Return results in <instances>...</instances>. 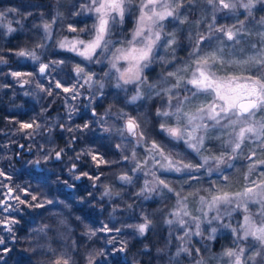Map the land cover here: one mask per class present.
I'll return each instance as SVG.
<instances>
[{
  "label": "clouds",
  "instance_id": "9594fccd",
  "mask_svg": "<svg viewBox=\"0 0 264 264\" xmlns=\"http://www.w3.org/2000/svg\"><path fill=\"white\" fill-rule=\"evenodd\" d=\"M50 3V14L41 11L39 3L32 5L39 15L30 26H26L25 21L33 16V11L21 12L17 7L4 9L6 13L11 10L6 23L19 25L16 29L24 33L25 38L16 45L14 51L17 54L14 59L9 58L8 48L0 46V68L5 69L0 70V93L11 89L10 99L15 101L18 95L15 86L19 85L23 88L19 95L35 100L39 105V112L30 119L35 120L39 127L31 132L22 131L19 127L10 130L12 136L23 134L32 139L41 137V140L29 145V152L34 150L35 155L26 162V166L31 165L37 174L45 175L37 179L35 187L30 184L26 186L38 195L42 193L41 200L52 201L48 205H61L69 214L65 215L62 211L58 215H41L42 222L38 228L31 229V237H17L13 225L11 233L4 230L11 234L10 239L25 242L30 264H55L62 256L69 264H106L100 258L110 255L107 246L117 241V236H113L104 240L103 246H97L93 238L102 239L99 236L101 228L94 229V236L87 234L91 228H85L81 234L92 243L91 246L81 248L72 238L73 229L69 216L73 214V206L56 195L60 191H72V199L79 203H86L91 197L90 206L99 210L104 217L102 223L111 224L114 231L118 229L119 231H115L118 235L123 232L121 247L127 249L133 241H141L140 248L132 255V264H141L144 254L148 253L151 255L148 256L147 264H235V256L225 255L229 249L240 254L241 264H264V243L251 237L244 238L239 228L242 215H238L230 205H223L219 209H202L200 197L209 195L210 185L211 190L215 191L216 185L211 184L216 179L215 175L205 168L196 173L202 177L197 181L189 173L156 168L157 180L154 181L151 173L145 175L143 170L130 171L131 153L136 151L138 157L144 158L143 150L147 145L137 143V137L129 136L125 127L128 117H136L140 130L145 132L146 140L157 139L173 154L182 153L189 163H194L199 158L196 154L190 153V149L181 144L173 147L160 132L163 121L157 117V111L163 114L173 110L168 103L171 94L169 90L175 92L171 97L173 103L177 100L184 101L186 97L190 98L195 94L187 82L191 74L174 73L187 66L194 68L199 57L221 46L227 50L228 59H246L252 54L251 51L241 52L240 49H246L249 42L253 44V49L257 46V32L264 31V0H252L251 8L246 7L249 0H224L227 8L221 7L220 0H157L151 7L156 11L167 7L172 15L165 16L153 27V33H160L159 40L142 68L140 81L131 84H125L120 79V73L112 68L113 53L131 39L140 19V9L146 0H124L125 18L120 20L117 17L109 36L115 47L110 51L102 49L100 55L91 61H83L59 46L60 41L73 36L67 31L69 21L89 16V12L85 10L77 15L81 9L74 6L79 0H50ZM45 25L49 26L47 31ZM94 27L95 17L79 27L83 31L78 29L77 34L88 39L94 34ZM229 29L239 33L234 38L235 42L227 41L223 35ZM12 34L5 32L3 37L9 38ZM209 37L211 39L201 48L202 40ZM153 39H156L155 35ZM141 40L142 38L138 39V44ZM21 49L32 50L39 59L33 61L31 57H21L18 55ZM28 63L32 66V71L28 72L33 75L27 77V85L21 86L11 76L12 72L18 71L13 65ZM44 63H48L49 68L47 74L42 76L39 66ZM76 64H80L83 69L80 74L73 70ZM120 69L123 71V65ZM234 70L236 69L231 64L221 67L217 63L211 66V71L220 75ZM57 80L73 91L66 94L57 90ZM42 87L45 88L44 91L41 90ZM49 91L52 92L51 95ZM49 98H52L51 104L45 107L44 102ZM57 101L62 104V110L58 109L60 114L49 120V108ZM14 106L23 107V104ZM184 107L187 109L189 105L185 104ZM78 120L82 122H74ZM15 123L19 125L20 121ZM4 131L5 129H0V132ZM57 131L63 133L66 143L57 142ZM78 140L80 143L77 145ZM14 143L18 141L9 137L5 143L0 144V148L9 149L10 144ZM58 151L62 153L59 159L56 158ZM95 154H99L107 164L98 167L97 161L92 159ZM12 158L10 152L0 155V164L10 162ZM53 161H58L61 165L55 169V179L51 178L52 170L48 167ZM3 169L0 167V170ZM61 169L72 181L81 182L82 178H87L89 190L85 195H77L75 184L61 179ZM9 175L13 177L12 171ZM122 176H129L130 180H121ZM161 177L167 187L158 183ZM146 181L149 182L147 186ZM7 183L12 184L13 181ZM241 184V181L233 180L230 190H238ZM60 185L64 188L61 189ZM14 187L19 189L25 185L15 182ZM5 192L6 188L0 186V195ZM176 193H179L181 199L188 197L184 199V206L190 215L177 217L173 214L177 210ZM189 193L193 195L189 196ZM19 211L21 205L16 203L15 212ZM251 211L255 215L258 210L254 208ZM6 218V212H0V221ZM75 219L79 221L81 217L76 215ZM258 219L264 223V217ZM56 220L65 226L63 230L58 228ZM146 221L147 229L141 233L138 225ZM2 237L4 236L0 235Z\"/></svg>",
  "mask_w": 264,
  "mask_h": 264
},
{
  "label": "snow or ice",
  "instance_id": "6c2138e0",
  "mask_svg": "<svg viewBox=\"0 0 264 264\" xmlns=\"http://www.w3.org/2000/svg\"><path fill=\"white\" fill-rule=\"evenodd\" d=\"M157 0H146L140 9V19L135 28L131 39L126 45L116 48L113 53L112 68L120 73V79L125 84L138 83L141 79L142 68L148 61L153 46L159 40L160 33H153V27L159 20L165 16H171L172 12L164 7L156 11L151 5ZM221 7L227 8L224 0H220ZM74 7L81 9V15L85 10L89 12V18L95 17L94 34L83 39L77 33L79 27L72 23L68 24L67 31L72 33L71 38L66 37L60 41L59 46L65 52L74 53L83 61H91L98 55L102 49L111 50L115 43L110 41L109 36L112 27L115 25L117 17L120 20L125 18L124 0H79ZM252 7V0L246 6ZM4 10H0V37L4 33L9 34L17 31L11 22H7V15ZM49 29L45 25V30ZM83 31V29H79ZM238 31L232 29L223 33L227 41L235 42ZM155 35L156 39H153ZM250 35V34H249ZM142 38L138 44V39ZM205 38L200 47L208 43ZM258 43L253 49V44L248 43L247 48H241L240 51H251L252 54L247 58L228 59L227 50L222 46L215 51L196 59V66H187L178 70L174 75L191 74L187 81L192 86L195 93L191 97H186L184 101L173 103L172 96L175 92L170 91L169 107L173 109L170 112L161 114L157 111V117L163 121L160 124V132L167 138L169 144L173 147L176 144L187 146L190 153L196 154L198 159L194 163H189L182 153L173 154V152L158 142L157 139L146 140L145 132L140 130L141 126L136 117H128L125 127L129 136L137 137V143L143 142L147 146L144 148V158H140L136 151L131 153V170H143L145 175L153 174V180L156 181L155 169L161 168L163 171L189 173L193 179L200 181L201 176L197 172L207 171L216 176L211 182L216 188L213 192L211 185L208 196L200 197V204L204 210L219 209L223 205H230L238 215H242V221L239 225L244 238H253L258 242L264 243V223H261L258 217H264V31L257 32ZM8 53L16 55L13 49L9 48ZM21 57H31L33 61L39 57L30 49H21L18 53ZM198 55V54H197ZM62 63V61H61ZM219 63L221 67L231 64L236 70L226 71L223 75L211 71V66ZM123 65V71L120 66ZM48 63L40 64L39 73L43 76L47 74ZM73 70L80 74L83 69L80 64H76ZM32 72L14 71L11 76L18 80L21 86L27 85ZM178 84L179 81H176ZM43 84V81H41ZM56 89L64 93L73 90L63 84L62 81H56ZM42 91L45 88H41ZM52 92L49 91V95ZM189 107L185 109L184 105ZM175 121V124H173ZM39 127L35 120L19 123L22 131L31 132ZM62 153L57 152L56 158H61ZM97 161V166L106 165L107 161L100 158L99 154L92 156ZM125 162H128V156H125ZM220 174V175H217ZM89 179H92L89 177ZM13 181L8 184V181ZM121 180H130L129 176H122ZM239 180L241 187L236 190H230L231 182ZM146 186L149 183L145 182ZM158 183L167 187L165 180L161 177ZM15 181L9 175L6 169L0 170V186L6 188L4 195H0V212H6L7 218L0 221V227L7 229L9 233L13 231L12 225L17 223L11 214L15 212V204L30 208L43 209L45 205L51 204L48 199L41 200V194H36L29 190L28 186L23 188L14 187ZM19 193V194H18ZM189 193V196H192ZM177 196V210L173 213L177 217L188 216L190 213L185 209L184 199ZM258 211L254 215L252 209ZM207 214V212H205ZM194 219H199L194 217ZM87 228V226H86ZM147 229V221L138 225V230L143 233ZM101 233H111L114 231L112 226L104 225L100 229ZM115 231H119L115 229ZM88 235L96 234L94 229H89ZM111 242V241H110ZM0 258L3 253L10 252L7 247V238H0ZM124 247L120 251H124ZM54 251V250H53ZM225 255L235 256V264H241V257L235 250L229 249ZM6 264V262H4ZM55 264H69L63 256L57 259Z\"/></svg>",
  "mask_w": 264,
  "mask_h": 264
},
{
  "label": "trees",
  "instance_id": "16d2710c",
  "mask_svg": "<svg viewBox=\"0 0 264 264\" xmlns=\"http://www.w3.org/2000/svg\"><path fill=\"white\" fill-rule=\"evenodd\" d=\"M35 3H39L42 7L41 11H45L46 13H51V3L50 0H0V10H4L8 7H17L21 12L33 11V16L28 17L25 21L26 26H30L33 20L38 18L39 12L36 11L32 5ZM14 28H19V25L13 24ZM25 38V34L17 31L11 35L9 38L0 37V46L11 48L13 51L16 48V45ZM10 59H14V55L12 53H8ZM13 67L18 71H32L31 63L19 65L14 64ZM0 70H5L0 68ZM11 83V80L8 81ZM16 91L18 93L15 101L11 100L10 97L12 95L11 89H6L3 93H0V129H5L4 132H0V144L5 143L9 137L13 140H17L18 143L10 144L9 149L0 148V155H4L8 152L12 154V161H4L3 164H0V167H3L8 171H12L13 179L15 182H19L26 185H33L35 187L37 183V179L45 174H37L35 169L31 165L26 166V162L32 159L35 155V151L33 150L31 153L29 152V145L35 143L36 141L41 140V137L37 136L35 139L24 136L21 134L20 136H12L11 129L19 127L15 122L19 120L21 123L29 122L30 119L37 115L39 112V105L37 102L31 98H26L19 93H22L23 88L19 85H16ZM27 87V86H25ZM52 98H49L48 101L44 102V106L47 107L48 104H51ZM23 104V107H15L16 104ZM58 109L62 110V104L57 101L56 104H52L49 108L47 116L49 120L55 118L58 114ZM74 122H82V120L74 121ZM55 137L57 142L66 143L64 139V135L62 132L57 131L55 133ZM80 141H77V145ZM20 145H23L21 147ZM75 146V145H74ZM69 154H71V151ZM49 169L52 170V179L56 177L55 169L60 168L61 165L58 161H53L49 164ZM14 170V171H13ZM62 180H68L70 183L75 184V191L77 195H85L89 181L87 178H82L81 182L72 181L69 176L63 173L62 169L60 172ZM35 177V178H34ZM61 189L64 188L63 185L59 186ZM56 195L63 200L68 201V203L72 204V215L69 216L71 227L73 229L72 238L75 239L76 243L82 248L85 246H91L92 242L88 241V238L81 233L87 228L98 229L104 226L102 221L104 217L100 214L99 210L94 209L90 206L92 198H88V202L79 203L72 199V191H60L57 192ZM64 212L65 215H69L63 206L61 205H45L43 209L38 208H30L26 206H21V211L14 212L11 214V218H14L17 223L13 225L14 231L16 232L17 237H31L32 232L31 229L38 228L41 221V215L48 214L51 216L52 214H59ZM6 215H8L6 213ZM78 215L81 217V220H76L75 216ZM56 224L60 230L64 229V225H60L59 221L56 220ZM109 226H112L109 224ZM119 225H117L118 227ZM60 232H57V236H59ZM0 235H3L7 238V247L10 249V252L3 253L2 258H0V264H4L7 261V264H30V255L27 251H25L26 244L23 240H13L10 239L9 233L5 232L2 227H0ZM99 236L102 238L101 240H96L93 238V242L97 244V246H103V241L108 239L109 237L117 236V241L115 244L108 245L107 251L110 255L105 257H101L100 259L104 260L106 264L110 261L111 264H132V255L138 251L141 246V241L139 239L133 241L127 249L124 251H120L121 245L120 240L124 238L123 232L118 235L115 231L111 233H99ZM151 238V234L150 237ZM3 246H0L2 248ZM151 253L144 254V258L141 260V264H147L148 256ZM127 257V259H125ZM99 264V262H97Z\"/></svg>",
  "mask_w": 264,
  "mask_h": 264
},
{
  "label": "rangeland",
  "instance_id": "374dc122",
  "mask_svg": "<svg viewBox=\"0 0 264 264\" xmlns=\"http://www.w3.org/2000/svg\"><path fill=\"white\" fill-rule=\"evenodd\" d=\"M91 21V18L89 16H80L76 17L73 20H70L69 23H72L76 27H82L85 24L89 23Z\"/></svg>",
  "mask_w": 264,
  "mask_h": 264
}]
</instances>
